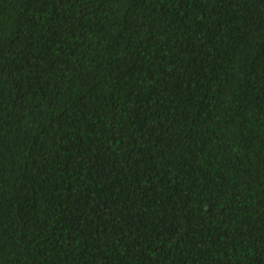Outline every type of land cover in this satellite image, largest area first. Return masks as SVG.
<instances>
[{"label": "trees", "instance_id": "trees-1", "mask_svg": "<svg viewBox=\"0 0 264 264\" xmlns=\"http://www.w3.org/2000/svg\"><path fill=\"white\" fill-rule=\"evenodd\" d=\"M0 264H264V0H0Z\"/></svg>", "mask_w": 264, "mask_h": 264}]
</instances>
